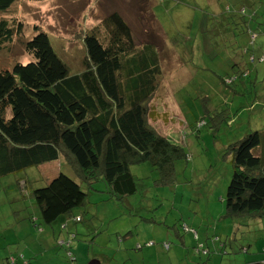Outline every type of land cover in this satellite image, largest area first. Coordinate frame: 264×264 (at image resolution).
<instances>
[{"label": "rangeland", "instance_id": "1", "mask_svg": "<svg viewBox=\"0 0 264 264\" xmlns=\"http://www.w3.org/2000/svg\"><path fill=\"white\" fill-rule=\"evenodd\" d=\"M111 11L129 25L137 47L151 42L158 51L155 96L159 102L149 106L164 108L157 115L150 108L149 114L153 111L154 122L163 121L164 126L149 125L165 129L169 117L174 118L178 129L166 139L182 146L186 159L174 162L171 183L158 181V172L147 162L131 165L136 191L121 201L107 194L102 179L89 190L82 184L83 203L51 225L41 223L33 199L18 188L14 175L0 178V264H62L68 261L67 252L75 255L72 264L90 259L101 264L262 261L264 218L224 216L231 165L220 158V144L257 130L260 143L254 152L264 159V63H256L257 76L249 73L244 79L254 80L256 87L242 79L230 84L221 81L222 75H232L225 64L233 57L226 50L236 48L229 38L232 31L235 37L247 39L249 32L257 33L254 47L264 48V0H15L0 10V19L16 35L9 42L0 35V68L31 60L23 42L43 31L67 75L79 72L85 56L80 36ZM51 164L27 168L28 185L37 187L53 177L52 170L45 168ZM60 169L72 177L68 165L61 163ZM57 230L61 237L66 235L65 240L72 236L69 247L68 242H58ZM128 231L130 236H140L138 242L133 238L132 249L115 250ZM37 245L44 252L34 258L31 253Z\"/></svg>", "mask_w": 264, "mask_h": 264}, {"label": "trees", "instance_id": "2", "mask_svg": "<svg viewBox=\"0 0 264 264\" xmlns=\"http://www.w3.org/2000/svg\"><path fill=\"white\" fill-rule=\"evenodd\" d=\"M14 1L0 0V10ZM0 35L8 42L16 36L4 19H0ZM231 35L235 36L233 31ZM250 36L234 48L242 46L238 50L244 64L264 57L260 56L264 48L255 49ZM80 38L85 56L82 70L75 74L67 75L43 31L23 42L31 60L0 68V178L14 175L45 225L61 215L70 216L83 203L82 184L89 190L102 179L107 194L121 201L136 191L131 165L147 162L158 172V181L171 183L174 162L186 159L182 146L169 142L147 122L148 105L159 84L155 46L147 42L137 47L129 25L115 11ZM238 79L234 74L221 81L230 84ZM259 135L257 130L247 132L220 152V158L231 165L224 216L264 218V159L254 152ZM53 161L59 162L53 177L37 187L28 185L27 168ZM61 163L69 166L72 177L61 171Z\"/></svg>", "mask_w": 264, "mask_h": 264}, {"label": "crops", "instance_id": "3", "mask_svg": "<svg viewBox=\"0 0 264 264\" xmlns=\"http://www.w3.org/2000/svg\"><path fill=\"white\" fill-rule=\"evenodd\" d=\"M264 31H262L261 32V35H262V37H263V39H264V33H263ZM250 33H251V36H250ZM252 35H253V37H252ZM248 36H250V37H252V38H254L253 39V43H254V41H255V39L257 38V33H254V32H249V35ZM229 38L230 39H233V43L235 44V45H241L242 44V41H241V39L243 38V35H241V36H232V35H230L229 36ZM254 48V47H253ZM256 49V48H255ZM227 52V54H232L233 55V57H229L227 60H225V64H226V68L227 69H230V72H231V74L232 75H234V74H236L237 76H238V78L239 79H242V83H247V82H249L252 86H255V82H254V80H249V81H245L244 79L249 75V73L250 74H254L255 76H257V65H256V63H259V64H261V63H264V57H263V54L264 53H262V51H261V54H260V56H262L263 57V59H260L259 57H258V59H256V60H251V61H249V63L248 64H244L243 63V59L241 58V57H239V55H240V52L237 50V49H228V50H226ZM236 51H237V53H236ZM233 63V67H230V65ZM243 72L242 73V77L238 74V72ZM236 72V73H235ZM223 76H230V74H226V75H222V77ZM256 87V86H255ZM156 95V94H155ZM153 96L152 97V99L150 100V102H149V104L150 103H153L152 101H154V103L155 102H159L158 101V97H156V96ZM154 99V100H153ZM154 103H153V105H154ZM253 104V103H252ZM251 104V106H250V108L251 107H254V105H252ZM173 107V105H170V107ZM150 108L152 109L153 108V111H156L157 113H156V115L157 114H162L161 113V108H164V105H161V104H159V105H156V106H152V107H150L149 105H148V110H147V122L148 123H150V124H153V123H155V122H157V123H159L160 125H162V126H164L163 124V121H159V120H157V121H155L154 122V120H153V111H151V114H149V111H150ZM164 117H166V116H164V114H163V116L161 117V118H163L164 119ZM176 118V117H175ZM233 119V118H232ZM153 120V121H152ZM172 120H174V118H170L169 117V123H168V127L167 128H163V127H160V126H158L157 127V129H156V131L160 134V135H162V136H165L166 137V135H169V134H171V133H173V132H175L176 131V129H178V125H176L174 122H172ZM231 120V119H230ZM178 124L179 123H181V119H179L178 121ZM180 126V125H179ZM162 128H163V131H162ZM262 128H264L263 126H262ZM263 130V129H262ZM228 142H230V141H227V143ZM226 143H222L221 142V144H220V148L222 149L223 148V146L225 145ZM50 163H53V164H51V165H49V166H46L45 168L46 169H49V170H52V173L51 174H56L57 172H58V164L56 165V167L54 166V164H55V161H53V162H50ZM41 166V165H40ZM44 169V168H43ZM77 218V217H76ZM75 218V219H76ZM77 220V219H76ZM62 225H61V228H64V230L66 231V228H67V225H65V223L63 222V223H61ZM50 233H51V236H55L54 234H55V232H54V228H50ZM127 235H125L124 237H122L121 238V240H120V242L117 244V246H116V248H115V250H119L117 247H119L120 249L123 247V249H125V250H128V249H132L133 247H134V242L136 243V242H138V240L137 239H139L140 238V236H130V235H132V231H128L127 233H126ZM65 238H67L66 237V235H65V237H61L60 236V230H57V240H58V242H61V241H65V242H68V245H69V243H70V240H69V238L68 239H66L65 240ZM73 238H74V235H73ZM133 238H135L136 240L134 241V242H132V243H130V241H131V239H133ZM70 239H72V237L70 238ZM146 247V246H145ZM43 252H44V249L42 248V246H40V245H37V247L35 248V250H33L32 251V256L34 257V258H36V255L38 256L39 254H43ZM67 253H69L70 254V252H67ZM72 254V253H71ZM74 255V254H73ZM72 255V256H73ZM75 257V255L73 256V257H70V258H67L68 259V261H69V264H71L72 263V260H71V258H74ZM105 257L106 258H108L107 257V255H105ZM75 260V259H74ZM73 260V261H74ZM68 261H67V263H65V262H63L62 264H68ZM16 262V261H15ZM259 262H264V260L263 261H259ZM26 264H28V262H26ZM103 264H107V263H103Z\"/></svg>", "mask_w": 264, "mask_h": 264}, {"label": "water", "instance_id": "4", "mask_svg": "<svg viewBox=\"0 0 264 264\" xmlns=\"http://www.w3.org/2000/svg\"><path fill=\"white\" fill-rule=\"evenodd\" d=\"M86 264H101V263L96 259H90V260H88V262ZM251 264H264V263L256 262V263H251Z\"/></svg>", "mask_w": 264, "mask_h": 264}, {"label": "bare ground", "instance_id": "5", "mask_svg": "<svg viewBox=\"0 0 264 264\" xmlns=\"http://www.w3.org/2000/svg\"><path fill=\"white\" fill-rule=\"evenodd\" d=\"M261 263H264V262H261Z\"/></svg>", "mask_w": 264, "mask_h": 264}]
</instances>
